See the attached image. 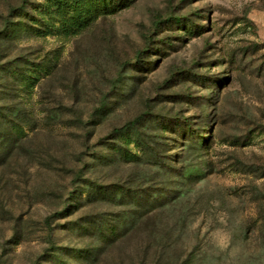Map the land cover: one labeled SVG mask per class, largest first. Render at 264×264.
Wrapping results in <instances>:
<instances>
[{
	"label": "rangeland",
	"instance_id": "1",
	"mask_svg": "<svg viewBox=\"0 0 264 264\" xmlns=\"http://www.w3.org/2000/svg\"><path fill=\"white\" fill-rule=\"evenodd\" d=\"M42 2L0 0V264H264V0Z\"/></svg>",
	"mask_w": 264,
	"mask_h": 264
},
{
	"label": "trees",
	"instance_id": "2",
	"mask_svg": "<svg viewBox=\"0 0 264 264\" xmlns=\"http://www.w3.org/2000/svg\"><path fill=\"white\" fill-rule=\"evenodd\" d=\"M100 1L103 2V0H100ZM80 2H81V0H43L41 6H43L45 9H51V8L59 9L60 7H71L73 5H77ZM176 22L181 24V23H184V20L178 19ZM139 57H141V53L139 54ZM139 64H141V60L138 61V63L135 65V67H138ZM133 125H134L133 123H129L128 125L122 127L120 130L115 131V133L117 134L118 137H122V136L127 137L129 135H132L131 128ZM163 127L171 128L172 126H170L169 124H163ZM178 131L179 130H177V128H176V132H178ZM190 132H192L191 128H190ZM103 237L105 239L108 236L106 235Z\"/></svg>",
	"mask_w": 264,
	"mask_h": 264
}]
</instances>
